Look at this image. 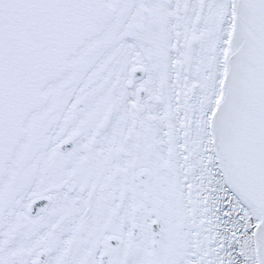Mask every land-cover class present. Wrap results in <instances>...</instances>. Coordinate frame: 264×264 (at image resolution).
I'll list each match as a JSON object with an SVG mask.
<instances>
[{
  "label": "snow or ice",
  "instance_id": "6c2138e0",
  "mask_svg": "<svg viewBox=\"0 0 264 264\" xmlns=\"http://www.w3.org/2000/svg\"><path fill=\"white\" fill-rule=\"evenodd\" d=\"M0 264H264V0H0Z\"/></svg>",
  "mask_w": 264,
  "mask_h": 264
}]
</instances>
